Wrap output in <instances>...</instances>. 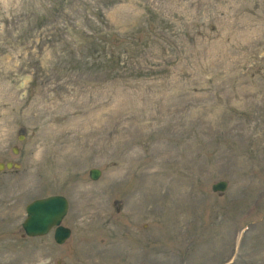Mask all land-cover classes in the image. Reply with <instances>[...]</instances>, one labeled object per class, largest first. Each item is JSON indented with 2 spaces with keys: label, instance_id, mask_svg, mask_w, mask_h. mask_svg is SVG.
I'll list each match as a JSON object with an SVG mask.
<instances>
[{
  "label": "rangeland",
  "instance_id": "rangeland-1",
  "mask_svg": "<svg viewBox=\"0 0 264 264\" xmlns=\"http://www.w3.org/2000/svg\"><path fill=\"white\" fill-rule=\"evenodd\" d=\"M6 161L0 264H264V0H0Z\"/></svg>",
  "mask_w": 264,
  "mask_h": 264
},
{
  "label": "water",
  "instance_id": "water-1",
  "mask_svg": "<svg viewBox=\"0 0 264 264\" xmlns=\"http://www.w3.org/2000/svg\"><path fill=\"white\" fill-rule=\"evenodd\" d=\"M21 140L22 138L19 137ZM12 152H17L13 147ZM20 164L13 161L0 162V170L19 168ZM89 178L96 180L100 171L91 168L88 172ZM227 188V181L219 180L211 185L213 192L223 193ZM68 208V202L62 195H49L37 198L25 206L26 217L21 223L24 234L29 237L42 236L47 234L52 228L53 238L56 243H64L70 236L71 230L61 224Z\"/></svg>",
  "mask_w": 264,
  "mask_h": 264
}]
</instances>
